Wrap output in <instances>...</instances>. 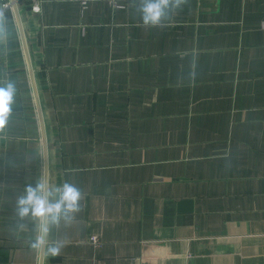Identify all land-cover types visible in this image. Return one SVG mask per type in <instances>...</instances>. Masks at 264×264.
<instances>
[{"label":"crops","instance_id":"0c3cea01","mask_svg":"<svg viewBox=\"0 0 264 264\" xmlns=\"http://www.w3.org/2000/svg\"><path fill=\"white\" fill-rule=\"evenodd\" d=\"M138 6L0 0V264H264V0ZM41 175L83 199L32 249L15 201Z\"/></svg>","mask_w":264,"mask_h":264},{"label":"clouds","instance_id":"9594fccd","mask_svg":"<svg viewBox=\"0 0 264 264\" xmlns=\"http://www.w3.org/2000/svg\"><path fill=\"white\" fill-rule=\"evenodd\" d=\"M187 0H139L138 11L144 27H158L170 18V13L182 9ZM7 36L6 25L0 18V43ZM17 85L14 80H0V130H2L13 113V105L17 97ZM82 191L68 181L61 185L50 186L46 175L36 181L35 186L26 184L24 190L15 201V213L21 227L31 220L39 226L41 235L30 243L32 249L44 246V234L50 233L61 222L69 224L81 211ZM47 254L57 257L60 247L56 240L47 243Z\"/></svg>","mask_w":264,"mask_h":264},{"label":"built area","instance_id":"2783aa9c","mask_svg":"<svg viewBox=\"0 0 264 264\" xmlns=\"http://www.w3.org/2000/svg\"><path fill=\"white\" fill-rule=\"evenodd\" d=\"M75 1H77L82 8H86L87 6L93 3L108 2L114 5H118L120 3L126 2L127 0H75Z\"/></svg>","mask_w":264,"mask_h":264}]
</instances>
